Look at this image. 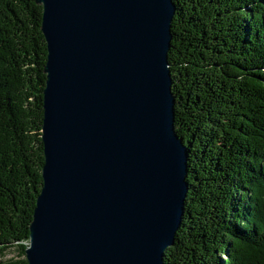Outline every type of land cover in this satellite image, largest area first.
<instances>
[{
    "label": "water",
    "instance_id": "obj_1",
    "mask_svg": "<svg viewBox=\"0 0 264 264\" xmlns=\"http://www.w3.org/2000/svg\"><path fill=\"white\" fill-rule=\"evenodd\" d=\"M34 2L47 57L27 264H164L188 189L168 63L175 5Z\"/></svg>",
    "mask_w": 264,
    "mask_h": 264
},
{
    "label": "trees",
    "instance_id": "obj_2",
    "mask_svg": "<svg viewBox=\"0 0 264 264\" xmlns=\"http://www.w3.org/2000/svg\"><path fill=\"white\" fill-rule=\"evenodd\" d=\"M172 2L168 63L188 189L163 263L264 264V0ZM41 20L34 0H0V264H27L42 187Z\"/></svg>",
    "mask_w": 264,
    "mask_h": 264
},
{
    "label": "rangeland",
    "instance_id": "obj_3",
    "mask_svg": "<svg viewBox=\"0 0 264 264\" xmlns=\"http://www.w3.org/2000/svg\"><path fill=\"white\" fill-rule=\"evenodd\" d=\"M15 255L14 251H10L9 253H7V258L13 257Z\"/></svg>",
    "mask_w": 264,
    "mask_h": 264
}]
</instances>
